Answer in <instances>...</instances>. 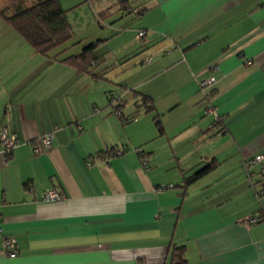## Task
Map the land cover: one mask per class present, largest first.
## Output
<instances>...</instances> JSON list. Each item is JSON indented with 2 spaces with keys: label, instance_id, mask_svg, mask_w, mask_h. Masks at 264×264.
<instances>
[{
  "label": "crops",
  "instance_id": "1",
  "mask_svg": "<svg viewBox=\"0 0 264 264\" xmlns=\"http://www.w3.org/2000/svg\"><path fill=\"white\" fill-rule=\"evenodd\" d=\"M120 1L147 11H125L135 28L111 24L116 46L101 39L104 78L63 62L79 52L37 54L0 15V41H12L0 47V130L18 140L0 155V264H170L181 246L186 264H264V197L245 166L264 156V0ZM116 95L134 121L115 113ZM113 148L122 154L103 155Z\"/></svg>",
  "mask_w": 264,
  "mask_h": 264
},
{
  "label": "trees",
  "instance_id": "2",
  "mask_svg": "<svg viewBox=\"0 0 264 264\" xmlns=\"http://www.w3.org/2000/svg\"><path fill=\"white\" fill-rule=\"evenodd\" d=\"M90 1L94 4L96 0H89V2ZM128 6L129 3L127 1H120L99 12L98 16L102 19H111L118 14L123 17L127 16V14L125 15V11L133 12L136 16H140L147 11L144 5H139L132 9L134 11H131ZM0 15L13 30L41 56L50 57L54 51L61 48L65 43L71 40L73 36L67 18V12L62 7L60 0H32L31 2L16 0L8 7L0 9ZM102 42L103 41L100 40L99 44ZM98 46V44L86 46L81 52L64 59L63 62L75 68L79 74H90L95 78H104L106 70L97 71V66H100L101 60L95 55V50ZM213 95L214 92L212 91L210 97ZM139 97V101L136 104L138 109H144L146 113L155 111V106L151 97L143 94H139ZM205 98L207 99L206 96ZM116 102H120L119 96H111L110 104L114 106L115 113L121 118L122 122L127 124L134 121L136 117H126L121 110L123 106H120L119 103L117 104ZM154 119L159 131L162 132L159 117L156 115ZM215 123L221 128V131L224 130V122L217 120ZM122 152L123 151L117 148H113L104 152L103 155L105 157H112L122 154ZM138 154L141 156L142 160H145L146 156L141 149L138 150ZM213 167L214 164H211L194 175V177L187 180V185L193 183L204 174H207ZM169 188H172V185H170ZM260 220L262 219L259 217V221ZM184 252L183 246L173 247L172 261L170 264H186L187 261Z\"/></svg>",
  "mask_w": 264,
  "mask_h": 264
},
{
  "label": "rangeland",
  "instance_id": "3",
  "mask_svg": "<svg viewBox=\"0 0 264 264\" xmlns=\"http://www.w3.org/2000/svg\"><path fill=\"white\" fill-rule=\"evenodd\" d=\"M103 5L98 1L92 4L81 5L80 0H61V5L64 10L67 12V18L71 26L72 38L67 43H65L61 48L56 50L54 53L56 55L65 53L62 55L63 58L69 56V54H74L82 51V49L91 44H98L101 39H109L107 43L109 46L114 47L119 42L118 39L121 36L116 37L112 34V31L109 30L111 24L115 28H124L125 24L133 23V27H136V20L134 18L126 20L123 22L124 17L122 15H116L111 19H102L98 16V13L103 11L106 8H109L113 3L115 4L118 0H102ZM101 1V2H102ZM2 8V7H1ZM100 18V19H99ZM132 20V21H131ZM121 24V25H120ZM131 29V26L129 27ZM1 33V32H0ZM1 38V37H0ZM10 43L0 41V47H10ZM104 47V46H103ZM62 52V53H61ZM99 53H101L99 51ZM98 55V54H97Z\"/></svg>",
  "mask_w": 264,
  "mask_h": 264
},
{
  "label": "built area",
  "instance_id": "4",
  "mask_svg": "<svg viewBox=\"0 0 264 264\" xmlns=\"http://www.w3.org/2000/svg\"><path fill=\"white\" fill-rule=\"evenodd\" d=\"M139 36L144 37L145 32H141ZM215 84H216V80L214 77H210L200 82L201 91L207 97L208 100H210V94L212 93ZM209 112L214 116L215 122H217V120H220L222 122L225 121V118L221 117L214 110L212 105L209 108ZM53 138H54V132L45 135L42 138L43 147L44 148L50 147ZM17 145H18V140L9 134L5 126L2 127V129L0 130V155H4V156L9 155L13 151V149L17 147ZM35 152L36 154H40L41 151L38 147H35ZM245 166L249 180L251 184L254 186V188H256L257 190V196L264 197V156L263 155L256 156L254 159L247 161ZM255 166H258L257 170H254ZM61 199H62L61 195L56 191H48L44 194V201L47 202H58ZM258 221H259V216H253L250 219V222L252 224L257 223ZM2 234H3V229L1 227V222H0V235ZM5 249L8 251V254L11 257H15L16 256V251L14 250L15 240L6 239ZM11 249L12 251H10Z\"/></svg>",
  "mask_w": 264,
  "mask_h": 264
}]
</instances>
